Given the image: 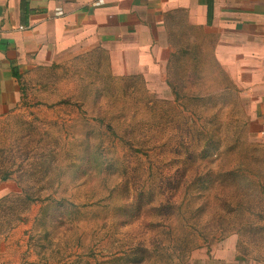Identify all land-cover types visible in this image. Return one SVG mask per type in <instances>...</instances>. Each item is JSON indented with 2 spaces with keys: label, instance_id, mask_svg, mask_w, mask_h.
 Segmentation results:
<instances>
[{
  "label": "rangeland",
  "instance_id": "374dc122",
  "mask_svg": "<svg viewBox=\"0 0 264 264\" xmlns=\"http://www.w3.org/2000/svg\"><path fill=\"white\" fill-rule=\"evenodd\" d=\"M169 42L153 73L87 46L27 71L0 116V264H264L243 91L210 33Z\"/></svg>",
  "mask_w": 264,
  "mask_h": 264
},
{
  "label": "crops",
  "instance_id": "0c3cea01",
  "mask_svg": "<svg viewBox=\"0 0 264 264\" xmlns=\"http://www.w3.org/2000/svg\"><path fill=\"white\" fill-rule=\"evenodd\" d=\"M190 26L212 35L264 141V0H0V116L27 71L54 57L87 46L116 69L153 73L170 57L169 31Z\"/></svg>",
  "mask_w": 264,
  "mask_h": 264
}]
</instances>
